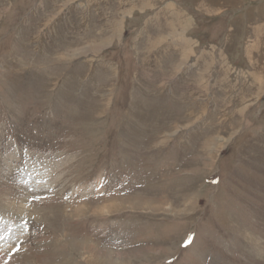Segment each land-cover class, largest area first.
Returning <instances> with one entry per match:
<instances>
[{
	"label": "rangeland",
	"instance_id": "374dc122",
	"mask_svg": "<svg viewBox=\"0 0 264 264\" xmlns=\"http://www.w3.org/2000/svg\"><path fill=\"white\" fill-rule=\"evenodd\" d=\"M0 233V264H264V0H0Z\"/></svg>",
	"mask_w": 264,
	"mask_h": 264
},
{
	"label": "crops",
	"instance_id": "0c3cea01",
	"mask_svg": "<svg viewBox=\"0 0 264 264\" xmlns=\"http://www.w3.org/2000/svg\"><path fill=\"white\" fill-rule=\"evenodd\" d=\"M154 24V23H153ZM155 25V24H154ZM169 30L171 31V34L169 36H167V39L164 40V43L167 44L164 48L162 47L161 43L158 44L156 50H154V52L152 53V55L150 57H143L144 58V63L145 64H159L161 66H171L173 60L171 58V56H164L167 52L169 53V55H171L172 53L177 52L178 53V36L174 34V32L172 30L173 27L170 25ZM193 29V27L191 28V30ZM190 30V32H191ZM142 42H144L145 44V40H143L142 36H137V40L134 41L133 43H135L138 47V45H141ZM144 44H142V48L144 46ZM142 54V53H141ZM163 57H167V58H163ZM197 63H200V61H196ZM159 71H162L161 69H159ZM179 72V70L177 71V69H174V73L177 74Z\"/></svg>",
	"mask_w": 264,
	"mask_h": 264
},
{
	"label": "bare ground",
	"instance_id": "6f19581e",
	"mask_svg": "<svg viewBox=\"0 0 264 264\" xmlns=\"http://www.w3.org/2000/svg\"><path fill=\"white\" fill-rule=\"evenodd\" d=\"M253 3H254V2H253ZM205 38H206V37H205ZM29 72H30V71H29ZM29 72H28V73H29ZM6 151H7V150H6ZM48 157H49V156H48ZM35 171H36V170H35ZM32 183H33V182H32ZM95 192H96V191H95ZM77 198H78V197H77ZM139 201H140V200H139ZM1 214H2V213H1ZM3 225H4V224H3ZM9 225L11 226L12 224H9ZM6 226H7V225H6ZM10 226H9V227H10ZM7 228H8V227H7ZM10 228H11V227H10ZM12 228H13V226H12ZM13 229H14V228H13ZM16 229H17V228H16ZM10 230H11V229H10ZM17 230H18V229H17ZM3 231H4V230H2V232H3ZM197 233H198V232H197ZM0 234H1V233H0ZM3 235L6 237L5 239H7V240H9V241H11V239L13 238L12 235H6V234H4V233H3ZM11 242H12V241H11ZM257 251H258V250H257ZM1 254H2V253H1ZM2 262H3V261H2Z\"/></svg>",
	"mask_w": 264,
	"mask_h": 264
},
{
	"label": "snow or ice",
	"instance_id": "6c2138e0",
	"mask_svg": "<svg viewBox=\"0 0 264 264\" xmlns=\"http://www.w3.org/2000/svg\"><path fill=\"white\" fill-rule=\"evenodd\" d=\"M191 243V240H189L186 244H184L183 246L184 247H187L188 246V244H190Z\"/></svg>",
	"mask_w": 264,
	"mask_h": 264
}]
</instances>
